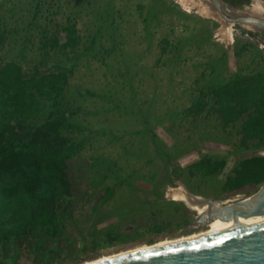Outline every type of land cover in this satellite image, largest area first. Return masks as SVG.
Here are the masks:
<instances>
[{"label":"rangeland","instance_id":"rangeland-1","mask_svg":"<svg viewBox=\"0 0 264 264\" xmlns=\"http://www.w3.org/2000/svg\"><path fill=\"white\" fill-rule=\"evenodd\" d=\"M206 1L0 0V67L15 62L30 76L59 70L69 76L67 99L46 104L44 113L61 111L68 116L65 135L78 146L72 170L81 212L93 200V189L114 184L106 179L110 174L105 166L95 167L98 160L117 164L115 170L121 169V174L111 175L118 181L136 172L147 176L156 149L171 153L182 170L205 157L226 159L218 179L223 182L240 161L264 156V147L242 148L235 132L224 131L209 111L196 118L188 113L199 91L217 77L211 76L208 63L223 54L227 59L220 71L226 81L264 70V31L227 25L210 12ZM221 1L241 14L264 16L258 13L264 12V0ZM69 29L76 39L73 47H65ZM244 44L254 48L238 53ZM198 186L197 181L173 176L162 189L165 200L182 204L186 211L180 215L173 210L175 221L161 235L98 254L76 257L75 251V257H68L65 252L61 264L95 263L211 232L207 227L190 232L192 225L179 228L183 219L193 224L197 217L179 201L186 190L233 202L260 189L233 197L210 189L204 196L192 192ZM139 187L150 186L140 182ZM167 218L171 217L161 221ZM19 257L18 264H36L30 253Z\"/></svg>","mask_w":264,"mask_h":264},{"label":"trees","instance_id":"trees-1","mask_svg":"<svg viewBox=\"0 0 264 264\" xmlns=\"http://www.w3.org/2000/svg\"><path fill=\"white\" fill-rule=\"evenodd\" d=\"M66 31L65 47L75 46L72 31ZM250 48L254 47L244 44L238 53ZM226 54L208 63L211 76L217 77L199 91L188 113L196 118L209 111L224 131L235 132L242 148H263L264 70L226 81L220 71ZM69 85L64 70L30 76L15 62L0 67V264H18L19 256L28 253L36 264H61L65 252L68 257L98 254L161 235L175 221L173 210L180 215L186 211L182 204L164 198L162 189L173 176L199 182L192 192L204 196L216 189L233 197L264 184V156L240 161L222 182L218 179L227 167L226 159L205 157L182 170L171 153L156 149L144 177L136 172L117 181L111 175L121 174V169L115 170L117 164L98 160L95 167L105 166L110 174L106 179L114 184L93 189V200L81 212L72 170L78 146L65 135L68 116L61 111L44 113L46 104L67 99ZM140 182L149 190L141 189ZM166 215L171 218L161 221ZM191 225L188 219L178 224L179 228ZM22 244L26 247L21 249Z\"/></svg>","mask_w":264,"mask_h":264},{"label":"water","instance_id":"water-1","mask_svg":"<svg viewBox=\"0 0 264 264\" xmlns=\"http://www.w3.org/2000/svg\"><path fill=\"white\" fill-rule=\"evenodd\" d=\"M204 4L227 25L264 31V16L241 14L221 0H207ZM183 194L188 204L181 203L197 214L190 232L209 228L217 221L224 224L209 236L129 252L91 264H264V223L249 227L239 224L264 217V184L251 197L233 202L198 197L187 190ZM199 210L203 212L200 215Z\"/></svg>","mask_w":264,"mask_h":264},{"label":"bare ground","instance_id":"bare-ground-1","mask_svg":"<svg viewBox=\"0 0 264 264\" xmlns=\"http://www.w3.org/2000/svg\"><path fill=\"white\" fill-rule=\"evenodd\" d=\"M205 11L207 9H204ZM258 13H264L263 11L262 12H258ZM183 193L180 194V199L179 201H183L185 202L186 204H188V201L186 200L184 194L182 195ZM196 209V208H195ZM199 215L202 214L203 212L201 210L198 211ZM233 222V221H232ZM261 223H264V217H260V218H255V219H252V220H246V221H239V224L242 225V226H246V227H249V226H254V225H258V224H261ZM222 224H224L223 222L221 221H217L215 223H213L209 229H213L211 232L209 233H206V234H202V235H199V236H192L190 238H187V239H182L183 241H186V240H193V239H196V238H199V237H205V236H209L212 234V232L215 230L216 227H219L221 226ZM182 242V241H180ZM168 245V243H164L162 245H160L159 247L161 246H166ZM144 250V249H143ZM142 250V251H143ZM106 260V259H105ZM91 264V263H90Z\"/></svg>","mask_w":264,"mask_h":264}]
</instances>
